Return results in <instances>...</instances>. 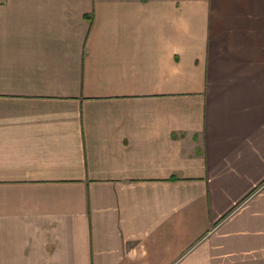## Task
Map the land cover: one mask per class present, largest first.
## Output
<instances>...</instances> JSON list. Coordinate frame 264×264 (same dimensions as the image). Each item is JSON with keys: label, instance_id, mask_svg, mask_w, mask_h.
<instances>
[{"label": "crops", "instance_id": "obj_1", "mask_svg": "<svg viewBox=\"0 0 264 264\" xmlns=\"http://www.w3.org/2000/svg\"><path fill=\"white\" fill-rule=\"evenodd\" d=\"M0 264H264V0H0Z\"/></svg>", "mask_w": 264, "mask_h": 264}]
</instances>
